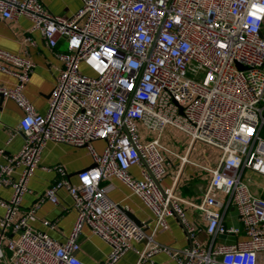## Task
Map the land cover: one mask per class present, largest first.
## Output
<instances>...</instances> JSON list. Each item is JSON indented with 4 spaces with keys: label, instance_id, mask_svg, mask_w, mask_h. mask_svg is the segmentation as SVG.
I'll return each mask as SVG.
<instances>
[{
    "label": "built area",
    "instance_id": "1",
    "mask_svg": "<svg viewBox=\"0 0 264 264\" xmlns=\"http://www.w3.org/2000/svg\"><path fill=\"white\" fill-rule=\"evenodd\" d=\"M80 2L65 17L41 0H0V17L27 16L28 32L38 31L61 63L41 114L24 95L33 61L0 48V71L15 79L0 93L22 111L24 136L17 153L0 149V187L11 189L8 199L0 198V264H83L77 253L84 226L109 245L99 264H117L132 241L143 242L141 262L165 252L176 264H264V0ZM23 43L34 41L26 35ZM167 126L181 131L189 148L203 143L219 151L213 167L197 164L210 174L197 201L177 195L175 181L162 185L167 154L180 167L189 162L187 153L160 141ZM95 141L103 142L100 150ZM48 142L84 146L94 165L77 173L76 184L60 164L47 168L58 179L40 201L56 204L64 187L76 212L64 241L29 225L39 203L21 206ZM133 165L140 178L130 174ZM112 177L151 211L150 232L109 198L102 182ZM186 207L205 221L203 227L186 219ZM229 208L241 228L228 223ZM168 217L185 229L186 247L155 240L158 229L168 228ZM240 234L233 243L216 242Z\"/></svg>",
    "mask_w": 264,
    "mask_h": 264
},
{
    "label": "crops",
    "instance_id": "2",
    "mask_svg": "<svg viewBox=\"0 0 264 264\" xmlns=\"http://www.w3.org/2000/svg\"><path fill=\"white\" fill-rule=\"evenodd\" d=\"M41 1L52 13L65 17L75 13L81 5L80 0ZM30 26L31 21L25 15H18L12 18L0 17V48L11 53L27 56L33 61L34 69L25 85L24 95L37 112L44 114L48 108L51 92L61 63L53 55L52 50L38 31L31 34L28 32ZM26 35L32 37L33 44L23 43V37ZM57 46L63 49L64 41L59 39ZM14 84L15 79L10 74L0 71V86L11 88ZM21 116L22 111L13 100L6 97L0 99V149H3L7 154L17 153L23 144L24 136L19 128ZM139 128L143 130L141 125H139ZM171 130L180 132L185 137V143L180 146H174L164 141ZM160 141L179 155L187 153L189 159V162L180 167V160L173 155L167 154L170 166L168 174L162 181V185L168 187L175 181L174 188L177 195L194 201L199 200L207 188L210 174L201 170L198 165L213 167L218 161L219 151L209 146V148L216 150L217 154L213 151L210 156H200V148L206 144L195 143L189 148L187 137L171 126H167L164 129L160 136ZM93 144L100 150L103 142L95 141ZM2 161L3 159L0 157V162ZM91 163L92 159L86 147H73L62 143L48 142L42 150L38 167L35 168L33 175L28 180V191L22 195L21 199L23 209L39 203L34 215L28 219L29 225L47 233L56 240L64 241L73 227L76 212L72 205V199L64 187L57 191L58 202L56 204L49 200L40 201L45 189L58 179L57 173L47 168L60 164L65 169L69 181L72 184H76L78 181L77 173ZM129 172L136 178L141 177L140 168L136 165L131 166ZM102 184L107 186V194L111 200L126 207V213L131 220L135 223L138 221L137 224H145L147 232L152 230V213L138 196L133 194L116 177L104 180ZM10 195V188L0 187V198L8 199ZM3 213L4 208L0 206V215ZM185 215L190 223L200 227L205 225V221L193 209L186 207ZM227 218L228 223L241 228V224L236 218L235 209L229 208ZM46 220L53 223V227L45 225L44 221ZM167 223V229H158L155 232V240L171 248L186 247L189 243V238L178 219L168 217ZM242 238L241 234L222 236L218 237L216 242L233 243L236 239ZM79 241L80 250L77 256L83 264H99L106 259L110 250L109 245L94 235L88 226L83 227ZM142 249L143 242L132 241L131 249L119 259L117 264H176L175 260L165 252L154 254L152 261L141 262L138 257Z\"/></svg>",
    "mask_w": 264,
    "mask_h": 264
},
{
    "label": "rangeland",
    "instance_id": "3",
    "mask_svg": "<svg viewBox=\"0 0 264 264\" xmlns=\"http://www.w3.org/2000/svg\"><path fill=\"white\" fill-rule=\"evenodd\" d=\"M82 69L84 72H88L85 68L82 67ZM184 140H185V137L180 132L174 131V130H171L169 132L167 139H164V141H167V143H171L174 146H180L181 144H184L185 143ZM213 151L215 154H217L216 150L209 148V146L203 145L200 148V156L202 157L206 155L210 156Z\"/></svg>",
    "mask_w": 264,
    "mask_h": 264
},
{
    "label": "water",
    "instance_id": "4",
    "mask_svg": "<svg viewBox=\"0 0 264 264\" xmlns=\"http://www.w3.org/2000/svg\"><path fill=\"white\" fill-rule=\"evenodd\" d=\"M238 66H240L239 64H238ZM4 98V96H3V94L2 93H0V99H3ZM82 147H84V146H82ZM94 165L93 164H90L88 167H86V168H91V167H93ZM138 221H136V223H137Z\"/></svg>",
    "mask_w": 264,
    "mask_h": 264
}]
</instances>
